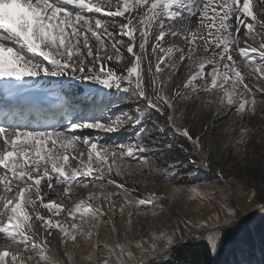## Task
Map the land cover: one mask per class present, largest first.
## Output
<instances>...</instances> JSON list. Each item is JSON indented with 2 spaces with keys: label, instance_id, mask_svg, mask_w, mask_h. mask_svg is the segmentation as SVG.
Wrapping results in <instances>:
<instances>
[{
  "label": "rangeland",
  "instance_id": "1",
  "mask_svg": "<svg viewBox=\"0 0 264 264\" xmlns=\"http://www.w3.org/2000/svg\"><path fill=\"white\" fill-rule=\"evenodd\" d=\"M99 1L103 2L101 3L102 9L108 7L109 4H114V0ZM150 3L151 0H149L148 5L138 9H142L140 10L142 13L147 12ZM138 9H134V13H137ZM68 10L73 12L72 18L74 20V10ZM82 14L90 18L91 30L95 27V20L99 18L103 21V25L98 30L103 31L105 35L107 34L104 31L105 28H109L108 31L115 33H120L117 30L121 31V18L109 17L105 13H103V16L92 12H82ZM148 15L150 16L151 13L148 12ZM134 18L135 16H133ZM141 18L145 20L144 26L148 25L153 28V25L157 23L148 24L147 17L144 14L137 17V24L139 25H141L139 23ZM144 26L141 25L142 30ZM256 29L264 38V33L259 31L260 27H256ZM159 31L158 28L156 32ZM243 32L245 30L242 29L241 33L243 34ZM149 34L148 32L147 35L149 36ZM260 35L258 36L254 32V38L248 37L254 44L259 46L261 43ZM106 37L99 40L102 53L114 59L119 55V64L127 73V68L133 64L132 58L125 57L124 53L129 46L127 37L124 35ZM72 38L71 44L73 46L71 45V47H75L76 54H73L75 59L72 58L70 62L75 67H79L82 60V65L89 66L91 70L95 71L98 64L96 53L92 49V43L88 42V46L85 47V43L82 41L84 40L83 35ZM118 39L125 41V43H117L115 44L116 47H113ZM177 43H180V41H177ZM241 46L245 47L246 45L242 42L232 45L233 52L239 50ZM161 49L160 45L156 49V53L163 57L164 53L160 51ZM89 50H91L92 56L89 55ZM236 54L239 60L236 67H238L239 70H237L240 71L243 77V84L236 87L237 95L233 97L235 101L233 106L227 105L226 102L220 105L221 98L225 101L227 99L223 90L199 91L210 87V81L213 79V65L211 64L207 65V79H200L196 84L197 91H188L183 87L190 74V69L188 62L185 66H181L182 63L178 61V53L175 55L177 58L175 62H172L173 64H163L161 66L162 70L157 73L158 83L160 84V81H163L164 93L169 97L177 88L181 93L188 91V96L184 97L177 107L176 123L182 128H190L193 134L203 138L204 155H207L211 162L209 167L188 164L186 160L182 164L177 163L184 159L186 153L177 147L178 143L183 142V138L175 132L174 127L170 126L171 122L166 121L168 128L163 127L157 119H149L146 124L142 125L139 122L132 123L131 117L138 114L137 105L139 100L135 86L130 85V83L121 81L122 86L119 90L115 87L109 89L112 90V93L107 95L106 100L103 99L95 104L94 101H85L84 99H80L78 104L69 103L74 108H81L82 103L87 102L86 105H83V108L90 109L87 112L83 111L82 116L97 118L103 121L106 127L115 129L114 131H106L103 128H80L75 130V135L89 136L92 138L91 142H98L99 145L107 144L110 152L116 151L119 153L126 151L128 147H132L134 150L133 156L126 158L122 163V166L126 169L122 175H116L115 170L109 174L107 163L101 164V162L96 161L95 154H93L91 166L93 168L102 167V180H95V177L100 175L99 173H94L89 178L81 177V179H86L88 186L71 188L67 194L63 191V185L54 184L55 190L51 193L55 194L56 197L59 194H64L62 201H64V206H68L69 209L61 216L55 215L52 219L53 222H59L69 232L73 231L72 225L74 223L78 226L75 241L64 237L60 232L61 245L73 264H148L159 259H167L173 247L184 243L205 241L208 244L205 238L206 227H192L194 224L203 225L206 223L207 227L211 222L217 221V223L222 224L221 231H219V240H221L222 234L228 230L239 225L249 226V219L255 214L254 211L258 209L247 212L241 209L248 205L253 186L257 189L264 187V100L260 99L261 96H264V76H262L264 68L260 71L256 70V63H264V58L257 52L254 56L249 54L250 59L245 61L240 56L239 51ZM207 57H212L211 60L215 57L218 60V57L214 54L208 53ZM63 58L67 60L66 56ZM32 59L37 62L42 60L41 57L37 56H32ZM195 70V68L191 69V71ZM218 71L223 73L226 69L220 65ZM230 84L231 81L225 84V88L231 90ZM244 84H247L253 91L248 92L244 88ZM69 95L73 96L74 94L69 93ZM74 96L72 100L76 101L78 96L76 98ZM254 96L257 98L256 104L254 106L251 104L246 105V107L254 108V111H249L242 118L235 111V108L243 100L251 101ZM39 97L43 98L42 96ZM61 112L60 110L58 113L61 114ZM217 112H219V115H217ZM60 117H58L60 125L57 122L54 123L56 124V130L65 129L67 133H73V130L68 128L67 125L63 124L62 127L64 115ZM68 117L72 118L67 115ZM72 119L79 122L78 117ZM139 133H144L143 139H141ZM84 145L82 140H78L73 152L68 151L70 157L75 156L77 158L69 161L72 166L84 167L89 165L88 149L90 144ZM121 145L122 147H120ZM137 145L142 148L145 145L149 147L147 151L140 152L135 150ZM169 145H172V147L170 148ZM113 146L116 147L113 148ZM57 147L59 148V145ZM187 147L192 148L193 146L188 144ZM81 153H83L82 157ZM191 155L195 156L197 160L201 158V153L197 151H193ZM108 162H111V158ZM120 163L121 161L117 160V164ZM197 168L198 171H196ZM188 169H192V171H188ZM218 172L224 173L223 179L217 176ZM180 173H183V175H180ZM114 175H116V178ZM173 176H175V179H168ZM109 180L122 183L125 188H117L114 184L108 183ZM94 182L95 186H93ZM194 187L196 192L193 191ZM197 192L200 193L199 196ZM1 194L0 191V197L13 198L15 191ZM154 195H158L159 199L154 200L152 204H139V199L147 200ZM1 200L4 199H0V212L4 203ZM81 200L85 201V204L81 206L79 211L70 216V210L75 208ZM89 204L92 206L93 212L82 217L81 212ZM94 206L97 208L95 207V209ZM230 209L240 211V218L232 225L225 227L223 221L228 218ZM2 217L0 216V222H3ZM239 221L241 223L237 224ZM56 229L59 230V228ZM191 232L204 235L202 239L194 240L191 237ZM178 233L184 235L179 238ZM173 234L178 239L171 247H167V237ZM43 240L46 241L42 238ZM219 240L217 247L220 243ZM38 242L36 241L37 244H39ZM7 243L5 239H0V249L7 247ZM29 247L31 248L30 242ZM11 249L20 251L16 247L8 248V250ZM40 255L45 257L44 261H39ZM33 256L32 260L27 261L28 263L55 264L44 248H37ZM138 258H141V261L138 262ZM255 261L250 264H255ZM211 264H214L212 255ZM262 264H264V261Z\"/></svg>",
  "mask_w": 264,
  "mask_h": 264
},
{
  "label": "snow or ice",
  "instance_id": "2",
  "mask_svg": "<svg viewBox=\"0 0 264 264\" xmlns=\"http://www.w3.org/2000/svg\"><path fill=\"white\" fill-rule=\"evenodd\" d=\"M62 3L73 4L80 9L94 7L95 11L100 12L99 5L92 6L86 0H0V116H3V122L0 123V185L3 186L5 193H12L14 187L16 190L13 198H0L4 199L3 209L10 208V214L0 212V216L7 215L6 222H0V239H5L7 247H16L20 250L18 254H12L8 250H0V264H9L8 258L10 257L11 264H27L34 258L33 253L37 248L43 249L42 244L32 242L31 248L29 241L32 237L29 233L32 230V224L29 223L33 219L32 215L27 210L29 207L35 213V219L41 221L40 227L45 228L48 235H53L50 231L54 227L59 228L64 237L76 240V233L78 226L74 223L72 225V232L62 227L59 222H53L46 215H42L37 211V206L47 209L49 211L55 209L56 215H59L63 206L56 204L54 201H45L43 187L49 190H55L54 184L63 185L65 194L71 188L84 186L88 184L86 179L94 173H99L95 180H102L103 169L102 167L93 168L91 162L93 161V154L98 162L107 163V171L109 174L115 170L116 175H122L126 169L122 166L126 158L133 156V148L128 147L126 151L117 153L116 151H109V145H99L98 142H91L89 136H78L74 132L80 128H94L105 129L106 131H114L111 127H106L105 123L97 118H88L84 116L78 117L79 122L73 120L67 127L73 130V133H67L65 129L47 130L42 127H29L27 125L13 124L8 120V113L4 110L9 101L12 91L18 87H27L26 80L32 79L34 82L39 77H65L69 75V69L72 74L77 71L75 65L70 61L73 58V48L71 47V38L79 37L80 35L86 36V30H91L90 18L82 12H76L73 20V12L62 6ZM251 0H221L217 2L213 8L214 15L208 16V5L203 3V0H151L148 11L145 12L148 24L158 22L159 34L155 36L157 42L165 39L167 35L179 36L183 35L174 26L179 23L181 28H185V23L190 18H195L199 24L196 30L185 29L187 36H185L187 50L173 47L167 48L165 51L170 57L173 56L174 51L178 53L179 62L183 63L188 60L190 74L183 84V87L188 91H197L196 84L200 79H207L208 68L207 65L211 64L213 79L210 81V87L200 89L199 91H211L213 89L223 90L224 95L227 97L226 101L221 98L220 105L225 102L229 106H233L235 101L233 97L236 95V87L243 84V77L240 71L237 70L236 61L231 55V45L239 44L242 40L240 26L246 29L243 36H250L254 38L256 24L259 23L261 33H264V21H258L256 15L250 6ZM149 4V0H118L117 8L114 11H107L105 14L109 16L124 17L128 23L121 24V32L115 33L104 31L108 36L128 35L130 40L134 42L133 33L137 31L133 25L132 18L125 16L126 13H131L134 9L142 8ZM203 4L201 10L199 5ZM148 12L151 15H148ZM199 12V15L197 13ZM241 14L245 19H241ZM139 15V13H137ZM250 18V20L248 19ZM208 20L210 23H206ZM83 21L84 27L78 28L77 25ZM230 21H234L230 23ZM170 22V23H168ZM139 23L143 25L145 20L140 19ZM168 23L166 31L165 25ZM103 25V21L99 18L95 20V28L99 29ZM131 26V27H130ZM69 29L71 31L69 32ZM148 33V28L145 27L140 31L142 42L139 44L141 53L146 51L147 39L145 38ZM235 34V35H234ZM92 35L98 40L102 39L101 36L94 30ZM203 41V51L209 54H215L218 60L209 61L206 56L197 55L198 47L196 41ZM78 42V41H77ZM123 44L125 41L116 40L113 44ZM246 47L240 48V56L249 60V52L256 53L264 58V42H261L259 49L256 47L247 46V41H244ZM88 46L87 39H85V47ZM160 47L159 43L152 45L153 53ZM134 43L129 44L127 47L128 53L136 57L131 67L127 68V78L118 76L115 72L109 70L108 73L101 76H85L82 75L80 79H89L94 83L100 84L104 88L111 89L115 87L119 90L122 86L121 81L126 80L127 83H133L135 77V88L139 104L137 105V115L131 117L132 123L139 122L140 125L145 120H149L153 115L163 116L166 121L171 122L170 126L174 127L175 132L183 138V142L177 144V147L182 149L186 155L184 159L177 163H184L185 160L188 164L198 165L203 167L210 166V159L204 155L205 146L203 138L199 135L193 134L190 128L181 127L176 123V110L180 101L188 96V91L181 93L179 88L172 92L171 97L164 93L163 81H160L159 87L157 82L152 81V91H147L145 85V78L140 69V62L145 58L144 55H137L134 52ZM67 53V60L63 59L64 53ZM89 55H92L89 50ZM32 56L41 57V62H36ZM225 57L230 63H223L222 66L226 71L220 73L218 71L221 63ZM99 59V56L96 57ZM177 57H173V61ZM111 59V57H109ZM120 57L117 55V60ZM156 64V72L159 73L162 69L160 65L168 61L162 57H158ZM150 60V58H149ZM47 61V64L44 63ZM151 62V61H150ZM81 65L83 61H80ZM195 68V71H191ZM264 68V63L257 62L256 70L260 71ZM79 71L84 73L83 66ZM91 71V69H89ZM151 71V68L149 69ZM204 74L203 76L201 74ZM264 76V73H262ZM231 81V90L225 88V84ZM244 88L251 92L253 91L247 84ZM242 95V94H241ZM195 99V97H193ZM256 97L254 96L251 101L243 100L235 108V111L243 118L249 111H254V108L246 107V105H255ZM260 99L264 100V96ZM162 102V103H161ZM142 105V106H141ZM219 115V112H217ZM182 119V117H181ZM143 139L144 133H139ZM151 138V137H150ZM82 140L85 145H89L88 161L89 165L84 167H74L69 161L77 159L75 156L70 157L66 152L59 149H74L76 141ZM191 144L193 147H187ZM22 145L28 146V151H25ZM59 145V148L57 147ZM116 146H113V148ZM122 147V145L120 146ZM149 146L145 145L143 148L139 145L136 146V151H147ZM171 148L172 145H169ZM193 151L201 153V158L196 159L191 155ZM81 157L83 153L80 154ZM109 158L111 162L109 163ZM146 159V157H145ZM117 160L121 161L117 164ZM139 163V161H137ZM199 169L197 168L196 171ZM192 171V169H188ZM9 173L11 174L9 176ZM183 175V173H180ZM217 176L220 179L224 178L223 172H218ZM169 180L175 179V176L168 178ZM15 182V184H14ZM114 184L115 187L124 189L125 185L117 183L114 180L107 181ZM95 186V182L93 183ZM102 186V185H101ZM193 191L196 192L195 187ZM35 195V199L32 195ZM199 196L200 193L197 192ZM91 199V197H90ZM159 199L158 195H154L149 199H139L140 205L152 204L154 200ZM85 201L81 200L75 208L70 210L69 215L72 216L74 212L81 209ZM259 209L264 213V187L257 189L253 186L249 203L246 207H242V211L247 212L250 210ZM92 206L89 204L81 212L83 217L87 213H92ZM95 218V217H94ZM240 211L230 209L228 218L223 221V225L228 227L234 222L239 220ZM219 222V219H218ZM192 227H207V224H194ZM221 229H212V232H219ZM184 234L181 233V237ZM204 234L191 232V237L194 240L202 239ZM178 237L173 234L167 237V247H171ZM39 261H44L43 255L39 256Z\"/></svg>",
  "mask_w": 264,
  "mask_h": 264
},
{
  "label": "bare ground",
  "instance_id": "3",
  "mask_svg": "<svg viewBox=\"0 0 264 264\" xmlns=\"http://www.w3.org/2000/svg\"><path fill=\"white\" fill-rule=\"evenodd\" d=\"M86 2L89 3L90 5H94V6L95 5H99L100 8H101V11L100 12L95 11L94 7L80 9L77 6H75L73 4H68V3H62V6L68 8L70 10L73 9L75 13L77 11L84 12V13L92 12V13H96L97 15L99 14V16H103V13H106L107 11L116 10L118 0H114V4L113 5L109 4V6L105 7L104 9H102L103 7L101 5V3H103V2H100L99 0H86ZM217 2H221V0H203V3L208 5V12H207L208 16L214 15L213 8L215 7V4ZM250 6H251V8H252V10L254 12V15H256L258 21H264V0H251ZM199 7L202 10L203 9V4L199 5ZM140 10H142V9H138V12H137V13H139V15H137V13H134V10L131 13H126L125 14V16H130L132 18L133 25H135V27L137 28V31L133 33L134 42H133V40L129 39L128 35L125 34L124 36L127 37L128 41H129V44H133L134 43V49H133L134 52L137 55H144V57H145L140 62V69L142 70V74H143V76L145 78V85H146L147 91L151 92L152 91V81L153 80H155L157 82V87H159L158 78H157L158 76H157V72H156V63H158V59L157 58L161 57L156 52L153 53L152 45L159 43V45H161V47H162V49L160 51H162L164 53V56L162 58L167 60L168 64H171L173 62V57H175V55H176V52L174 51L173 56L170 57L169 54L165 51V48L167 49L169 47H173L174 50L177 49V48H180V49H185V51H186L187 50V44H186L185 36H187V32L185 31V29L196 30V29L199 28V24H198V22H197V20L195 18H190L185 23V28H181L180 24L177 23L174 27L178 31L183 33V35H179V36L167 35L165 37V39H163V40H161L159 42H157L155 40L156 34L157 35L159 34V32L158 33L156 32V30L159 28L158 22L155 23V25H153V28H151L148 25L144 26V24H143L144 28L145 27L148 28V32L150 34H149V36L146 35V37H145L147 39V43H146V46H145L146 47V51L144 53H141V50L139 48V44L142 42V39H144V38H142L141 35H140V31L142 30V27H141V25L137 24V17L143 16L145 14V12L142 13V11H140ZM197 15H199V12L197 13ZM133 16H135L134 19H133ZM109 17H114V18H118V19L121 18L120 20L122 21V23H128V20L125 19L124 17H117V16H109ZM93 19H95V18H93ZM241 19H245V17H243L242 14H241ZM248 19L250 20V18H248ZM205 22L206 23H210V21H208V20H206ZM233 22L234 21H230V23H233ZM168 23H170V22H168ZM168 23H166V25H165L166 31H167V28H168ZM77 27L78 28L84 27V29L86 30V26H83V22L78 24ZM240 27H241V29H243V26H240ZM256 27H260L259 23L256 24ZM257 29L255 28V33L259 36L260 34H259ZM92 30L96 31L101 36V38H107L106 36H108L107 34L105 35V33L103 31H100V30H98L95 27ZM92 30H86V36L83 35L84 36V40H82V41H84V43H85V39H87V42L92 43V46H93L92 49H94V51H95L94 53H96V57L99 56V59L96 58L98 67L96 68L95 71L94 70L89 71V69H90L89 66L81 65V66H83V68L85 70L84 73H81V72L79 73V69L81 67V66H79V67H76L77 71L75 72V74H72L71 69H69V75L65 76V77H49L48 78V77H43L42 76V77L36 78L35 82L32 79H28V80H26V84L28 85L27 87H18L16 90H14L16 93L12 91L14 93L15 99L11 102L10 105H12L14 107L19 105V109L23 108V109L31 110L33 112V114H34L36 119L38 118V119H41L42 121H47V123H48L50 120L53 119V116H55L60 111L59 109H61V107H62V105L64 103L63 99H62L63 97L61 95V93H63V92L67 93V94L72 93V94L75 95V96L73 95L75 98H76V96H78L77 97L78 99H76V101L72 100L73 96H69L70 97L69 100H71L70 103H74V104L75 103H77V104L80 103V99H82V100L84 99L85 101H87V100L94 101L93 102L94 104L98 103V102H101L103 99L106 100V98L108 97L107 95L111 94L112 90L104 88L100 84L94 83L92 80H89L87 78L82 80V79H80V77L82 75H85L86 77L87 76H105L108 73V71L111 70V71L115 72L118 76H122V77L127 78V73L125 72L124 69H122V66L119 64L120 60H117V57L114 59L111 56H108L107 54L102 53L101 43L95 36L92 35ZM108 30H109V28H108ZM243 30L246 31V29H243ZM70 31H71V29H69V32ZM117 32H121V31L117 30ZM241 36H242V40H241L242 43H244V41H247V43L249 44L248 46L256 47V48L259 49V46L254 44L249 39L248 36H243L242 33H241ZM260 39H261V42H264V38L261 35H260ZM72 40H73V38H72ZM177 41H180V43H177ZM196 45L199 46L198 50H197V55L206 56L207 57L208 53L203 51V41L197 40L196 41ZM232 45H235V44H232ZM232 45H231V48H233ZM243 46H244V44H243ZM243 46H241V47H243ZM73 50H74L73 54L74 53L76 54L75 47L73 48ZM86 51H87V49H86ZM237 51H239V50L237 49ZM237 51H234V52H233V50L231 51V55L234 57L236 63L239 62L238 55L236 54ZM124 53H125V57L132 58V61L133 62L135 61L136 57L133 56L132 54L128 53L127 49H126V51ZM249 54L251 56H254L255 54H257V52L256 53L249 52ZM65 56H66V59H68L66 52L64 53L63 57H65ZM85 56H84V58H85ZM73 57H74V55H73ZM109 57H111V59H109ZM149 58H150V60H149ZM207 58H208L209 61H211L212 57L211 58L207 57ZM73 59H75V58H73ZM214 59H215V57H213V60ZM73 61H75V60H73ZM186 62H188L187 59L181 64V66L182 65L185 66L187 64ZM225 62L226 63H230L227 60V58H226V60H224L221 63V66ZM45 63H47V61H45ZM167 63H162L160 65V67L163 64H167ZM125 64H126V62H125ZM177 64H179V63H177ZM150 68H151V71H149ZM237 69H238V67H237ZM58 78L61 79V80L59 81ZM132 79H133V83H131L130 85L135 86V77H133ZM122 81L126 82V80H122ZM0 83H3V82H0ZM238 89H237V91H238ZM38 92L40 94H42L41 92H46V93L48 92L49 98H40L39 95H38ZM238 94H239V92H238ZM90 103H92V102H90ZM84 104L86 105L87 102H83L81 107H83ZM0 107H3V105H0ZM45 108H47V111L44 110ZM57 110H59V111H57ZM5 111L9 112L8 109H6ZM80 116H82V114H80L78 117H80ZM14 119L16 120V122H13ZM21 119H22L21 115L18 116L17 118L16 117L10 118L8 116V120L11 123H13V124L20 123ZM152 119H157L159 122H161L163 127H167L168 128V125H166V120H165V118L163 116H159L158 114L157 115H153L151 120ZM72 120H73L72 118H70V117L67 118V116H66V118L62 120V125L65 124V125L68 126L72 122ZM2 122H3V116H0V123H2ZM144 123L146 124L147 120H145ZM33 127H38V126L35 125ZM41 127L42 128H46L44 126H41ZM48 130H49V128H48ZM0 143H2V141H0ZM84 146H86V145H84ZM21 147H23V149L25 151H28V146L22 145ZM59 150L62 151V152H66V154L69 155L68 151L70 150L71 152H73L74 149L69 148V149H59ZM2 172H3V170L0 169V173H2ZM10 175L11 174L9 173V176ZM114 176L116 178V175H114ZM14 184H15V182H14ZM16 190L17 189H14L15 192H16ZM0 191H1L2 194L5 193L3 191V186L2 185H0ZM52 191H54V190H49L47 187H43L44 200L46 202L51 200V201H54L56 204L62 205L63 206L62 211H60V213H59V215L61 216V215L64 214L65 211H67L69 209L68 206H66V205L64 206V204H63L64 201H62V198L64 197V194H59L58 197H56V196H54L55 194L51 193ZM0 198H3V196H1ZM32 198L35 199V195L34 194L32 195ZM1 201L3 203L4 200H1ZM95 207L96 206H94V208ZM10 208H11V205L9 206V209H1L2 210L1 212H5V213L10 214ZM27 210L29 211V214L32 215V217H33V219L31 221H29V223L32 224V230L29 233V235L32 237V240L29 241L30 244H32L33 241L34 242L39 241L38 243L42 244L44 246L43 248L47 250V255L49 256V258L55 264H73V262L71 261V258L68 256L67 253H65V251H64V249H63V247L61 245L60 231L58 229H56V227H54L53 229L50 230L53 233V235H48V233L45 230V228H40L41 221H38V220L35 219L34 211L30 207ZM36 210L39 211L42 215H46L51 220L56 215L55 214V212H56L55 209L49 211L47 209H43V208L37 206ZM254 212H255V214L249 219V223H250L249 226L253 225L256 222V220H258L261 216L264 215V213H261L259 211V209L254 211ZM104 215H105V213H104ZM6 220H7V215H4L2 217V221L6 222ZM238 223H241V221L237 222V224ZM221 226H222V224L217 223V221H216V222H211L209 224V226L206 227V229H205V235H206L205 238L207 239L206 241H208L209 248H210L211 253H212L211 255L213 257V263H215V261H216L217 248H218L217 247V242L219 240L218 238H220V233L219 232H212V229H214V228L221 229ZM178 235H179V238H180L181 237V233H178ZM42 238H44L46 241L43 240L44 241L43 242ZM6 248L7 247H5V248L2 247L0 250H8V248L7 249ZM8 251H10L12 254H18L20 252V251L15 250V249H13V250L11 249V250H8ZM255 256H256L255 264H262V262L264 261V250H262V249L257 247L256 248V252H255ZM138 259H139V260H137L138 262L141 261V258H138ZM8 261H9V264H11L10 257L8 258ZM18 264H19V258H18ZM27 264H31V263L27 262Z\"/></svg>",
  "mask_w": 264,
  "mask_h": 264
},
{
  "label": "trees",
  "instance_id": "4",
  "mask_svg": "<svg viewBox=\"0 0 264 264\" xmlns=\"http://www.w3.org/2000/svg\"><path fill=\"white\" fill-rule=\"evenodd\" d=\"M219 241L214 264L252 263L256 259V248L264 250V215L251 226L239 225L224 232ZM210 254L205 241L187 242L173 247L167 259L148 264H211Z\"/></svg>",
  "mask_w": 264,
  "mask_h": 264
}]
</instances>
